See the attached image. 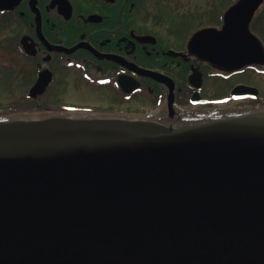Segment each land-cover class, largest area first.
<instances>
[{"label":"water","instance_id":"1","mask_svg":"<svg viewBox=\"0 0 264 264\" xmlns=\"http://www.w3.org/2000/svg\"><path fill=\"white\" fill-rule=\"evenodd\" d=\"M262 2L237 0L189 51L222 70L263 64L249 27ZM0 264H264V109L180 126L0 118Z\"/></svg>","mask_w":264,"mask_h":264},{"label":"flooded vegetation","instance_id":"2","mask_svg":"<svg viewBox=\"0 0 264 264\" xmlns=\"http://www.w3.org/2000/svg\"><path fill=\"white\" fill-rule=\"evenodd\" d=\"M236 1L224 8V0H211L200 10L202 4L188 0H21L5 11L10 25L9 42L0 44V99L10 101L13 114L28 116H104L158 103L172 126L264 107L255 81L264 76V63L222 70L188 49L196 31L220 29ZM251 31L264 47V30ZM193 69L201 81L190 82ZM147 71L170 78L172 94ZM38 81L44 86L32 95ZM240 84L256 87L258 97L233 98Z\"/></svg>","mask_w":264,"mask_h":264},{"label":"rangeland","instance_id":"3","mask_svg":"<svg viewBox=\"0 0 264 264\" xmlns=\"http://www.w3.org/2000/svg\"><path fill=\"white\" fill-rule=\"evenodd\" d=\"M188 1H190L191 2V5H192V7H194L195 5H199V4H202V5H200L199 6V8H200V10H202V9H204L207 5H208V3L211 1V0H188ZM182 2H185V1H182ZM229 4V3H228ZM227 0H224V8L225 7H227ZM264 10V8L262 9V10H260L261 12ZM263 13H264V11H263ZM206 21V20H205ZM191 23V25H193V21H191L190 22ZM7 30V29H6ZM8 35H9V31H4V33L3 34H0V44H6V43H8L9 41H8ZM255 81L256 82H258V83H260L259 85H261V88H262V95H264V76H257L256 78H255ZM2 90L0 89V92H1ZM2 96H1V93H0V98H1ZM92 100V99H91ZM92 101H94V100H92ZM95 101H98V102H102L103 103V101H101V100H95ZM262 105H264V103L262 104ZM8 106H10V101H8V100H5V99H0V115H4V116H9V117H16L13 113H8ZM151 108V106L150 107H145V108H142V109H140V110H136V111H128V112H126V113H124V114H111V115H106V116H122V115H143V114H145V113H149V112H152V113H154V115H155V117H157L158 115V112H156V111H153L152 109H150ZM259 108H263V107H255V109H259ZM223 109H225V110H227V109H229V108H219V110L218 111H223ZM247 112H249V111H247ZM221 113V112H220ZM219 113V114H220ZM160 116V118L161 119H165V115L164 114H159ZM88 116H101V115H95V114H91V115H88ZM213 115L211 114V115H209L208 117L210 118V117H212ZM18 118H24V117H18Z\"/></svg>","mask_w":264,"mask_h":264},{"label":"trees","instance_id":"4","mask_svg":"<svg viewBox=\"0 0 264 264\" xmlns=\"http://www.w3.org/2000/svg\"><path fill=\"white\" fill-rule=\"evenodd\" d=\"M264 11V10H263ZM10 25V17L5 12H0V34H3L4 31H8ZM250 27L253 29L262 28L264 30V13L258 11L253 17ZM7 29V30H6ZM256 102V101H255ZM8 113H14L16 110L8 109Z\"/></svg>","mask_w":264,"mask_h":264}]
</instances>
